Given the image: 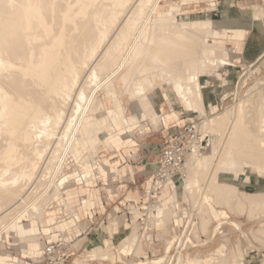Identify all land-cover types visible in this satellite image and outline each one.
<instances>
[{
    "label": "bare ground",
    "instance_id": "6f19581e",
    "mask_svg": "<svg viewBox=\"0 0 264 264\" xmlns=\"http://www.w3.org/2000/svg\"><path fill=\"white\" fill-rule=\"evenodd\" d=\"M12 1L13 0L9 2L11 3ZM16 1H18V3L14 2V4L15 3L16 4L14 5L15 8L13 11L8 9L9 8L8 1H7L8 8L5 7L6 5L3 6L2 3L0 4L2 5L0 6V129L2 131V133H0L2 134L0 141L3 140V144L6 147V149L5 147H3V149L7 151L5 152V151L0 150L3 153H5L4 155L6 156V158L2 159L1 155L3 154H1L2 152H0L1 154L0 163H3L4 167L7 166V168L5 167L6 171H3L5 169L2 170V168H0V172L1 170L3 171L1 172L2 174L0 173V176H2L3 178L4 177L6 178V176L8 175V173L6 175L7 171H10L12 173L11 168L13 167L14 169L23 167V168H20V170L22 169L23 172H25L24 170L26 169L28 170V167L32 165H33L32 167H34L35 165L34 163H38L39 161L34 162V160L32 159L36 160L37 158L39 159L40 156L42 157L44 153L42 152L43 148L45 146L47 147L48 145L52 144L53 139L57 140L56 143H54V147L52 148L53 149L52 153H56L55 155H58L57 152H59V154H63V155L70 154L72 156H76V155H80V153L83 152V150L88 151L89 149H90L89 152L91 153L92 152L91 147H93L95 143L98 142L99 144V142L103 140V136L101 135L103 132L106 133L105 135L109 136V141L105 144V146L107 145V147L108 145H112L115 148H118L123 143L129 144L128 141H130L131 139L130 134H132L133 132L125 129V127L127 125V120H132L133 117L127 119L125 108L123 106V101L126 96H128L129 100L131 101V108H132L133 113L140 114V118H145L147 112L149 114L150 112L149 107H153L152 109L154 110L163 111L162 108H160V106H165L166 103L171 104V103H174L175 101L176 103L182 104L186 110L188 111L196 110L199 116H203L206 113L204 110L205 109L204 102L210 103L213 100V98H215V94L213 93L212 87H215V89H220L216 93V96H221V97H226L225 92L231 87L230 80L227 77L229 75V71L234 69L236 65H234L231 62V60H228L227 58H225L226 54L228 53L225 52L224 45L222 43H219V42L210 43L209 42L210 39H216L218 36V34L214 30L213 20L219 15V12H217V8L213 5L211 0H207L208 1L207 11L200 12L197 18H192L191 15L186 11V9L183 8L184 6L189 5L187 0H182L181 4L180 3L172 4L166 11L160 10V2L158 0H65V1L63 0H16ZM63 3H65V5ZM130 7L131 9L129 10V12H127L128 8ZM255 15L256 17H258L257 13ZM49 18L53 19V21L52 20L50 21ZM119 21H121L120 23L121 28L117 27L120 29L118 31V35L116 33L117 31L115 32V35H117V39L118 38L128 39L129 42L126 43L127 41H124L122 39L123 42L122 41L119 42L118 40H116V43L114 42L115 44H111L113 43V41H115V40H111L110 44L117 45V41H118V43H121V44L123 43L122 46H124L125 43H126V46L128 44L129 46L127 48L124 46L125 49L121 50L118 47V45L120 44L115 46L116 49H113L114 46L112 47L110 45V47H112L111 49H113L112 51L111 50L108 51L107 49L108 46L107 47L105 46L104 49H107V50H105L104 55H101L100 58L96 59L97 60L95 61L97 62L96 66L92 68L90 67L88 72L84 74V71L87 68L86 65H89L88 61H92V58L98 54V51L107 42L109 33L112 32V31L109 32L110 29H107L108 27L110 28V26L108 25L110 24L111 27H113L114 26L113 24H117ZM198 26L200 28L196 30V27ZM113 36H114V33H113ZM180 38H186V39L183 41H179ZM161 40H163L164 46H161V45L159 46V43ZM199 40L203 42L200 45H199ZM178 48L188 49L186 50L187 53H185V59L182 63L173 62V59L177 58L178 53H180V50L178 51ZM116 50H121L122 54L120 52H117ZM107 51H108V54L106 56ZM110 51L112 53L114 52V54L116 52L120 53L121 56H119L120 54H117V53L116 55H114ZM262 53L264 54V49L260 53V55ZM109 54H110V57H109ZM159 56L163 57L164 59L162 60ZM262 56L259 58H262ZM153 58L158 59L161 63H159V61L156 59L155 61H158V63L153 64L154 63L153 61L151 63V60ZM151 64H153V66ZM102 65L103 67H101ZM261 65L264 66V58L262 60ZM105 67L106 69H109V71L106 70L108 72L104 70ZM178 67H181V68L178 70L179 72H176L175 68H178ZM102 69L104 70L103 73L105 72L106 74L102 73L103 75H100V73L102 72L101 71ZM80 79L83 84L80 82ZM238 79L239 77L232 79L233 90H236L235 88H236V85L238 84ZM85 80H87L88 82H86ZM157 81H159L160 83L155 85ZM86 83H87L86 86H88V88L85 86ZM89 84H90V88H89ZM254 94L252 97L250 96V98L248 96V98H246L247 100L243 98L245 101L243 99H242L243 101H238L239 104L236 103L237 104L236 107L234 106L236 104H234L233 106L236 108L235 112L243 113L245 112L244 109L246 110V108H248L246 106L250 105V107H253L254 105L255 112H253L254 110L251 109L252 111L249 114L250 119L247 120V122L244 121L247 123L246 124L247 126L244 125L245 126L244 128L246 129L243 130V133L247 136L249 135L250 137L248 138H251L253 140L255 139L259 144V145L257 143L254 144L257 149L254 148L255 147L254 146L252 148L254 151H252L253 153L251 152V155H250L251 157L249 156V158H253L254 163L256 162L255 165L252 164V162L250 161L248 163L251 164L252 166L247 165V161L243 157L244 155L246 157V155L250 153L244 154L242 156L245 160L243 161L242 159V161L244 162V164L246 163L245 164L246 166L243 165L241 162L239 151H237V153H239L238 158L240 160L239 159L237 160L236 159L237 153L236 151H234L236 148H234L233 146L235 143L230 142V145L232 144L231 150L228 147L229 150H226V152L227 151L228 152L226 153L225 157L222 156L224 157V159L221 158L223 160V161L221 160L222 163L218 164L217 162L218 165H221L220 170L223 173V175L225 173L230 174L227 176L229 178L226 179V181L224 182L228 186L226 185L220 186L218 185L219 182L216 184L217 186L215 185L217 188L214 186L213 183L216 182L215 179L217 178V174H218L216 171V174H215L216 178H214L215 182L213 181L212 183L213 185L211 188L210 187H206V188L207 189L210 188L212 190L213 187H215L217 189L216 190L214 188L215 190H213L212 193H210L211 195L213 194V192H219L218 195L220 194L223 196L224 193L222 192L224 191L225 194L228 196L229 194L230 195L233 194V193H230L232 192V190L229 188V185L232 186V185H236L237 183L241 184L242 186L249 185L251 184V181L253 180L254 182L253 184L256 185L258 188V194L250 195V196L246 195L247 203L248 201L249 203H251V205H258L259 203L261 205L262 210H264V192L262 191L264 187L258 181L256 176L253 175L251 171L252 168H257V170L259 168L262 170L264 169L262 166H261L262 168L258 167L260 166L259 163L264 161V156H263L264 154H261L262 152L260 153L261 149L258 150L259 146L260 148L264 147V99L261 97L262 96L261 95L259 99L256 98V100L255 99L253 100V98L255 97ZM162 99H164L166 103L162 101ZM69 101H71V109H70L71 112H69L68 110V112L70 113L68 115L67 110L65 112V108L63 107L64 106L63 104L65 103L67 104L69 103ZM153 101L155 102V104H153ZM61 103H63L62 104L63 106L60 105ZM213 104H216V103H213ZM154 106H156V108ZM256 107L258 108V110L255 109ZM260 108L263 111L260 110ZM146 109H148V111ZM152 109H151V113L154 112ZM145 111L147 112L145 113ZM227 114L230 115L229 112L217 114L211 120H209V117H208L207 120L202 121V123L198 126L199 138L194 143L191 154L187 155L186 157L187 160L185 159L186 162L184 163L183 170H182L184 176H185V167H186L187 175L189 173L191 174V171L196 166L197 167H202V166L207 167L210 163L209 159H211L210 154L211 152H213L211 150H213L216 145H219L220 141L222 140V139H219L218 144L216 143L215 146L212 145L213 147L212 146L211 147L213 149L211 150L209 149L208 152L201 153V149L207 143L206 142L207 141L206 132H208L207 131L208 126H209L208 130L209 128L211 129V127L212 129L215 127L216 129L214 130L218 131V132L214 131L211 133L213 142L218 140L219 135L224 134L225 136L230 135L231 137V136H234L235 134V136H237L236 134H238V130H234V131L232 130V132L231 131L229 132V129H228V132L226 133V131L220 128L221 123L226 124V121L224 120L228 119L226 116ZM232 114H234V112ZM245 115L247 114H244L243 117ZM154 116H157V115L154 113ZM148 118L150 117L148 116ZM238 118H239V115H238ZM235 121L237 122V124L239 123V121H237V117ZM224 124H222L221 127L224 128L225 126ZM59 126L61 128L59 129L61 130L60 133H58V129H57ZM217 128H220L226 134L225 133L221 134L222 131L220 133L219 131L220 129H217ZM230 128L234 129V124H233V127L231 126ZM56 129H57V133H56ZM240 134H238V136ZM227 136H226V139H227ZM235 136L232 137L234 141L236 138H237L236 141L242 140L241 139L242 135L239 136L241 138H238ZM216 137H217V140H214ZM246 138L247 137H245L244 139ZM248 140L246 141L248 142ZM226 141H229V139H227ZM238 142L239 141H237L236 143ZM252 142H250L249 140L247 144L250 143L249 145L251 146ZM247 144L245 145L243 144V145L247 147L249 146ZM95 147L96 145L94 146V149ZM219 147L221 146L219 145ZM235 147L238 148V146H235ZM232 148L234 149L232 150ZM255 151L256 153H258L257 151H259V154L254 153ZM262 151L264 153V148H262ZM45 152H46L45 154H47V151ZM242 153L243 152H241V154ZM91 154L93 156L95 155L93 153ZM253 154H256V156L252 157ZM4 155L3 157H5ZM60 157L61 155L59 156V158ZM91 158L93 157L91 156L90 159ZM249 158H246V159L250 160ZM53 159L54 157L52 158V160ZM2 160L3 162H1ZM83 161L84 159H82V162ZM237 161L239 165L241 164V166L242 165L243 166L242 167L238 166ZM40 162L38 164H40ZM46 164H47V161H46ZM3 165H0V166H3ZM218 165H215L216 168ZM59 166L62 167V165H59ZM106 166L107 165L105 163H103L102 161L99 162L97 160L94 163L92 161V165H91V167L94 170H96V172H98L97 174L104 177L105 182H107L108 176L111 175L112 173L110 169L106 168ZM236 166H238V168L241 167L240 168L241 170H243L242 168H244L245 166L244 174L241 171H239L241 172L239 174H243V177L240 178L239 181L235 180L236 178H239L238 170H237L238 168ZM32 167L29 169L34 171L35 169L33 168L34 169L33 170ZM219 167L220 166H218V168ZM45 169L46 168L44 167V171H46ZM260 169L259 171H261ZM15 170L13 171V173H15L16 178L18 177V179L14 177L13 173L10 174L9 172V175L10 176L13 175V177L15 178L14 181H10V183L8 182L9 184H14L13 186L19 184L17 181L19 180L21 181L22 178L19 179V177L21 176L20 174L23 173L20 170H17V171ZM31 170H28L29 173H31ZM220 170H218L219 173H220ZM18 171L20 174L16 173ZM4 172H5V176L3 175ZM32 173L29 176L25 172V174H27V176L30 177V179L28 177L25 178L27 179V181L29 180V182L31 178L35 176V174H32ZM35 173H36V170H35ZM201 173L203 172L201 171ZM222 173L220 174L222 175ZM226 174L224 176H226ZM9 175L8 177L10 178ZM17 175H20V176H17ZM31 175H34V176L31 177ZM22 177H26V176H22ZM5 178L3 180L4 182H5ZM9 178H6V180ZM83 178L86 179L84 175H83ZM190 179H188L187 182L185 181L186 191H187V188H191L192 186L193 187L197 185L198 187L201 186L199 185L200 182H198V179L197 180L195 179L194 181H191ZM11 180H13L12 177H11ZM3 181L2 183H4ZM24 182L21 181L20 183L24 185ZM28 184L29 183H27L26 186H28ZM5 185H7V183H4V186H3L4 189H8L9 185L7 186ZM10 186L12 188V185ZM1 187H0V194L1 193L3 194L4 192H1V189L3 187L2 188ZM16 187L17 186H15L14 188ZM198 187H195V188H198ZM225 187L226 188L228 187L227 188L228 190ZM23 188L26 189V187L24 186ZM195 188H194V191H195ZM58 189L56 191H53L54 193L52 194L50 193L55 198L57 204H59L60 194L64 198L67 197V194L70 197L74 196L69 191V185L67 187L62 188L63 190L62 193H58L57 192ZM152 189H153V186L150 182V186L148 190L151 191ZM210 189H208V191L204 189L206 191L204 193L209 192ZM22 190L20 188H16L14 189V191L12 189V192L10 194H8V192L10 191L6 192L8 196H5L3 194L5 196V199L3 198V202L6 200H11L12 198L16 199L17 197L15 196V191H18L16 193L18 195V193L21 192ZM200 190L201 189L199 188V192ZM235 190H234V193L237 196V193L235 192ZM165 191H168L169 195L167 199H163V198L161 199ZM174 191L175 193L178 194L177 189L172 184L161 187L160 192H156L154 196L155 203L159 202V206H157L155 209H156V212H157L156 215L158 218H161L164 215H166L167 217L170 216L175 221V224L178 225V224H183L181 221L185 213L183 212L184 210H182L181 208H178L179 205L177 206V204L175 203L176 202L174 198L175 196L173 197V194H172L174 193ZM195 192L193 194H195ZM202 192L203 190L201 191V193ZM210 194L207 195L205 198L207 203H210L208 200L210 197H212ZM240 194L245 196V194H242V193ZM149 195H151V192H149ZM220 195L218 197H220ZM226 195L224 199H226L227 197ZM193 196L196 197V194ZM232 196H234V194ZM240 197L243 199L242 196ZM240 197L237 196V198L239 199ZM228 198L231 199V197L229 196L227 197V199ZM147 200L149 199H146L145 201ZM128 202L134 203V204H129L130 208L133 210L130 222L126 220L125 214H123L122 216H118L117 215L118 213H117L116 215L118 217H121V219L126 223H132L133 221H136L138 223L139 219L142 216V213L139 211L140 208L135 209V206L136 205L138 206L139 202H134V201H128ZM0 203L2 202L0 201ZM12 203L13 202L11 201L10 205H12ZM43 203H47V202H43ZM7 204L8 203H6L5 205ZM34 205L36 206L37 204H34ZM40 205H39V208L35 210L38 212L37 213L38 217L44 216V219L42 222L39 218H38V221H40L42 224L41 226L42 231L45 234H47L49 232V229L47 226L48 220L45 216V210L42 211L43 208H41ZM1 206H0V212L4 210L3 208H1ZM19 206L21 205L20 204L16 205L13 209H11L5 215L0 217V222L1 220L4 222L3 220L4 217L8 216L9 214H12V212H14L16 209L21 210ZM6 207H7L6 209H8V205ZM65 207L64 208L61 207L63 211H67V208ZM200 208L203 209V207H200ZM24 209H27V208H24ZM204 212L205 210L202 213L204 214ZM33 214L34 213L32 212L31 209L25 210V211L23 210L22 212L21 218L29 219L30 228L33 227V225L31 224V220H30L31 215ZM208 215L209 214L207 213L205 216L209 218ZM14 216H12V218ZM167 217L166 218L164 217V218L167 220ZM212 217L215 218V220H217L219 217L223 219L227 217V214L223 210H215L214 216ZM213 218H211V220ZM211 220L209 219L207 221L210 222ZM6 221H8V218ZM15 221H13L12 223L10 222L11 228L13 230L16 229ZM3 222L1 225H3ZM160 222L161 221H159L158 223ZM204 224H207V223L203 222V225ZM221 224H219V226ZM18 225H19L20 234H24L28 229H30V228H26L21 223V221L18 222ZM260 227L262 229H259V231L262 230L263 232L264 225L261 224ZM65 230L66 229H64V231ZM131 233L132 232L125 230L122 238L119 240L120 243L122 242L121 250H120V253L122 254L128 255V253L132 251L133 246L135 245L134 242H137V239H136L137 234L135 233L134 235L133 234L134 231H133L130 237L129 235ZM172 244L173 242H170V245ZM44 246L41 252L42 256L44 253ZM97 248H95V250H93L92 252L93 253L94 251L97 252L96 251ZM139 249H140V246H139ZM230 255H232V253H230ZM88 256H92V253L91 255H88ZM230 257L227 258L228 260L227 259L225 260L224 258L223 262L227 261L225 262L227 264H244V263H241L239 261L240 259L238 260V257H236L235 255H232ZM222 258H219V259H222ZM219 259L217 260L218 263L216 261H213L210 264H220L222 260L220 261ZM229 260H230V263H228ZM181 261L182 260L179 258L177 261V264H182L183 262L181 263ZM223 262L221 264H225ZM153 263H155V261L152 262V264ZM10 264H20V262H11ZM149 264H151V262ZM197 264H201V263H197Z\"/></svg>",
    "mask_w": 264,
    "mask_h": 264
},
{
    "label": "rangeland",
    "instance_id": "374dc122",
    "mask_svg": "<svg viewBox=\"0 0 264 264\" xmlns=\"http://www.w3.org/2000/svg\"><path fill=\"white\" fill-rule=\"evenodd\" d=\"M3 1L0 0V4L2 3L3 6L6 5L5 7H7L9 4V8L8 7L7 8L9 10H12V11L15 8L14 5L16 3H18V1H16V0H13L12 1L13 3L9 2L11 0H6V1H4V3H5L4 4ZM7 1H8V4H7ZM63 1H65V0H63ZM158 1L160 2V10H164V11H166L174 3H180V4L182 3V0H158ZM187 1H188L189 5L184 6L183 8L186 9V11L191 15L192 18H197L199 16L200 12H206L207 11V8H208V1L207 0H187ZM211 1H212L213 5L217 8V12H219V14H220V10H222L224 7V12L228 16L229 26H232L234 28L242 29V30L249 32L247 37L252 39V41L256 45V47L257 48L258 47L259 48L264 47V0H211ZM14 2H16V3L14 4ZM65 3H63V4L65 5ZM12 4L14 7L12 6ZM2 5H0V6H2ZM130 9H131V7L128 8L127 12H129ZM256 13L258 14L257 15L258 17H256V15H255ZM262 15H263V17H262ZM50 18H49V20L53 21V19H50ZM120 23H121V21H119L117 24H113L114 26L113 25L112 26L114 27V29H113V27H111L110 24L108 25V26H110V28L108 26H107L108 28L106 27L107 29H110L109 32L112 31L109 33V37L107 39L108 43L106 42L104 44V46L98 51V54L92 58V61H88L89 65H86L87 68L85 69L84 74L88 72L90 67L92 68V67L96 66V63H97V62H95V61H97L96 59L100 58L101 55H104L105 50L108 49V51L109 50L112 51L113 49H116L115 46H117L118 44H120V45H118V47L121 50L125 49L124 46L126 48L129 46V44L126 46V43L129 42L128 39H123V38L117 39L118 31L121 28ZM213 24H214V20H213ZM117 27H120V28H117ZM198 28H200V27L199 26L196 27V30ZM115 32L117 33V35H115ZM113 33H114V36H113ZM122 39L124 41H127L124 44V46H122L123 43L122 44L118 43V41L123 42ZM185 39L186 38H180L179 41H183ZM111 40H115V41H113V43H111ZM116 40H118L117 45H111V44H115ZM191 42H193V41H191ZM209 42L210 43H218V40L210 39ZM202 43L203 42L199 40V45ZM110 45L112 47L114 46V48L111 49L112 47H110ZM160 45L164 46L163 40L160 41L159 46ZM105 46L106 47L108 46L109 48L107 47V49H104ZM103 50H104V52H103ZM121 50H116V51L121 53ZM179 50H180V53H178L177 58L173 59V62H175V63L176 62L182 63L184 61L185 53H187L186 50H188V49H179L178 48V51ZM108 51L106 53V56L108 54ZM114 52H115V50H114ZM114 52L113 53L111 52V53L114 54ZM116 53L114 55H116ZM120 53H117V54H120ZM121 54L119 56H121ZM261 56H262V58H259ZM109 57H110V54H109ZM160 58L162 60L164 59L163 57H160ZM225 58H227L228 60H231V62L234 65H236V67H237V68L235 67L234 69L230 70L229 75L227 77L230 80L231 87H230V89H228L225 92L226 97L216 96V93L220 89H215V87H212L213 93L215 94V98H213V100H212L213 102L212 101L210 103L204 102V107H205L204 110L207 114L205 113L203 116H199V114H198V112H196V110L188 111L185 109V107L182 104L176 103V101L174 103L169 104V103H166L164 99H162V101H164L166 103L165 106H160V108H162L163 111L154 110V109H152L153 107H149V109H150L149 114L147 112L148 109H146L147 110V111H145V113L147 112L146 117L140 118V114L133 113L132 108H131V101L129 100L128 96H126L124 98V101H123V106L125 108L127 119L133 117L132 120H127V125L125 124L126 125L125 129L133 132L132 134H130L131 140L128 141V143L131 142V144L130 143L129 144L123 143L118 148H115L112 145H108V147H107V145L105 146V144L109 141V136L105 135L106 133L103 132L101 134L103 136V140H101L99 142V144L97 142L93 145V147H91V150H92L91 153L95 154L94 156L89 152L90 149L88 151L83 150V152H81L82 154L80 153V155H76V156H72L70 154L63 155V154H59V152H57L58 155H55L56 153H52V151H53L52 148L54 147V143H56L57 140L53 139L52 144L48 145L49 147L45 146L43 148L41 146L44 150V151L42 150V152H44L42 157L40 156V158H39L40 160L42 159L41 162L38 158H37L38 160L32 159V160H34V162L39 161L40 164H38L39 162L38 163L33 162L35 164L34 167H32L33 165L30 167L27 166L28 170H31V169H29L31 167H32V169L34 168L36 170V173H35L34 169H33L34 171L31 170V173L34 172L32 174H35V176L31 175V177L32 176H34V177L31 178L30 182H29V180L27 181V179H25L27 177L30 179L29 176L31 173H29V171L27 169L24 171L29 176H27V174H25V172H23L22 169L20 170V168H23V167H19L18 169L15 168L16 170L14 169V167L11 168L12 173L14 170L15 171L20 170L21 172H23L21 174L19 173V171L16 173H19L21 175V176L17 175V176H20L19 179H21V178L25 179V180L21 179L22 182L26 181V182H24V185L22 183H20L21 182L20 180L17 181L22 186H20L19 184L16 183L17 184V185H15V186H17L16 188H20L22 190V188L24 186V187H26V189L23 188V190L21 191L24 196L21 194V192H19L18 193L19 197H18V195L16 194L18 191H15V196L18 199L15 197L16 199L12 198L11 200H6V201H4L5 203L3 202V198L5 199V196H8V194H10L12 192V189H13V191H14V189H16V188H14L15 186H13L14 184H9L10 181L15 180L16 175H15V173H13L14 177H15L14 178L13 175L12 176L9 175L10 171H7L6 175L8 173L10 178L8 177V175L6 176V178H9L10 180L9 179L6 180V178L4 177L5 182L3 181L4 178L2 176H0V179L2 177V179L0 180V184L3 181L4 183H7V185H9L8 186L9 188L8 187L7 188L10 189V190L4 189V187H3L4 183L1 184V186L3 188L0 186L2 188L1 192H4L3 194L5 195L4 196L2 193L0 194V201L2 202V203H0L2 206L1 205L0 206H1V208L4 209L3 210L4 212L1 210L2 212H0V217L5 215L8 211L13 209L16 205H19V204L21 205V206H19L21 208V210L16 209L14 212H12V214H9L8 216L4 217L3 220L6 224L2 220L0 222V227H1L0 228V232H1L0 233V264L1 263L2 264H10L11 262H20V264L21 263L22 264H56L59 260H63L64 261L63 264H149L150 262L152 264V262H154V261H155V263H153V264H156V263H158V264H177V261L179 258L182 260L181 261V263L183 262L182 264H197V263L210 264L213 261H216L218 263L217 260L219 258L223 257L222 259H219L220 261L222 260L221 261V263H222L224 258L226 260L227 258H229L232 255H235L236 257H238V260L240 259L239 261L241 263H244V264H264V230H263V232H262V230L259 231V229L263 228V226L261 228L260 225L261 224L264 225V210H262L261 205L259 203H258V205H251V203H249V201L247 203V198H246L247 196L258 194V188L256 185L253 184L254 183L253 180L251 181V184L245 185L246 187L244 188V191L239 189V186H241V184L237 183L236 185H232V186L229 185V188L232 190V192H230V193L234 194V196H232L233 194L228 195L229 197H231V199L230 198L227 199L228 196L225 194L223 189H222V191H223L222 193H224L227 196L226 199H224L225 198L224 194H223L224 197L220 194H219L220 197H218L219 192H213L212 195L210 194V193H212L213 190H215L217 188L216 184L218 182H219L218 185H220V186H222V185L228 186L224 182L226 181V179L229 178L227 176L230 174L225 173L226 176H224L225 174L223 175V173L220 170L221 165H218V164L222 163V161H223L222 159H224L226 153L228 152V151L226 152V150H229L228 147L231 150L232 144L230 145V142L235 143L233 145L234 148H236L234 151H236V153H237V151H239L240 157H241V162L243 165L246 164V163L244 164V162H243L245 160L247 161V165H251L248 163L249 161L255 165L256 162L254 163L253 158H249V156L251 155V152L254 151L252 149L255 146L254 144H256V143L258 144V142L255 139L253 140L251 138H248L250 136L249 135L247 136L243 133V130L246 129V128H244L245 127L244 125H246L247 120L250 119L249 114L252 111L251 109L254 110V105H253V107H250V105L246 106L248 108L245 107L246 110L244 109V111L246 113L245 112H243V113L247 114V115H245L244 117H243V115H244L243 113L235 112V110H236L235 107L237 106L236 103H238V101H243L244 100L243 98H245V100H247L246 98H248V96H249V98H250V96L252 97L254 93H255L254 94L255 97L253 98V100L254 99L256 100V98L259 99V97L261 95H262L261 97L264 99V82H262V81H264L263 80L264 79V66L261 65L262 60L264 58V54L262 53L261 55H259L257 59H256V57H254L250 60H247L245 58L244 54H240V55L236 56L234 53L226 54ZM153 59L151 60V63H152V61L154 62L153 64L158 63V61H159L158 59H156V58H153ZM155 59L158 61H155ZM257 60H259V61H257ZM93 63H95V64H93ZM159 63H161V62L159 61ZM153 64H151V65L153 66ZM101 67H103V65ZM99 68H100V66H99ZM180 68L181 67L175 68L176 72H179L178 70ZM96 69H97V67H96ZM104 70L109 71V69H106V67L104 68ZM104 70L103 69L101 70L102 72L100 73V75L106 74L105 72L103 73ZM108 71H106V72H108ZM237 77H239L240 81L238 79V84L236 85V88H235L236 90H233L232 79L237 78ZM85 81L88 82L87 80H85ZM80 82H81V79H80ZM240 82L243 84H241ZM159 83L160 82L157 81L155 83V85H157ZM86 85H87V83L85 84V86ZM86 87L88 88V86H86ZM89 88H90V84H89ZM152 99H154V98H152ZM214 100H215V102H214ZM69 103H70V105H69ZM69 103H67V104L61 103L60 104L61 106L64 105L63 107L65 108V112L67 110L68 115L70 114L69 112H71L70 111L71 101H69ZM213 103H216V104H213ZM153 104H155L154 101H153ZM234 104H236V105H234ZM154 107L156 108V106H154ZM151 109L154 111L153 113H151ZM255 109L258 110L257 107ZM68 110H69V112H68ZM230 110L232 111V113L234 112V114H232ZM260 110H262V109L260 108ZM224 112H227V113L229 112L230 115L229 114L226 115L228 118L227 120L226 119L224 120V121H226V124L221 123L220 124L221 126H222V124H224L225 126H224V128L220 126V128H222L224 131H226V133L228 132V129H229V132L230 131L232 132V130L233 131L238 130V134L242 133V134H240V135H242L241 136L242 138L239 137L240 135L238 136V134H236L237 136H235V134H234L235 137L242 139L241 141L237 140L240 142V143L238 142L240 146L238 145V143H236L237 138L235 139V141L233 140L232 137H234V136L230 137V135H228L230 137L229 138L226 135L227 139H229V141H226L227 140L226 136L223 134L225 132L223 130H221L220 128H217V129H220L219 131H220V133L222 131L221 134H223V135H219L220 133L217 134V135H219V138L217 140V137H216L214 140H217V141L213 142L212 137H211V133L214 131L215 132H218V131L214 130V129H216L215 127L213 129L211 127V129L209 128V130H208V127H209L208 126L207 127L208 132H206L207 133V137H206L207 143L201 149V153H205V152H208L209 149L210 150L213 149L212 147L215 146L216 143L217 144L219 143V139H222L219 143V145L221 147H219V145H216L214 147V149L211 150V151H213L210 154V158L212 160L209 159L210 160L209 165L207 167H205V166L204 167L203 166L197 167L196 166L191 171L192 175L190 173L188 175L186 174L187 171H186V167L184 166L185 167V176L183 178L184 180L182 179L181 184L177 188L178 194L175 193V191H174V193H172L173 197L175 196L174 197L175 201H176L175 203L177 204V206L179 205L178 208H181L182 210H184L183 212L185 214L183 215L182 221H181L183 224H178L180 226L176 225L175 221L170 216H168V217H170V218H168L166 215H164L161 218H158L156 215L157 212H156L155 208L157 206H159V202L155 203V198L153 197V196H155V194L149 195L148 188H149L150 182H151L150 181L151 172L153 171V169L155 168V166L158 162L161 149L164 146L165 138L169 137L170 134L175 132L176 130H178V131L183 130L189 124L197 123L198 125H200L202 123V121L207 120L208 117H209V120H211L217 114L224 113ZM253 112H255V110ZM154 113L157 116H154ZM241 114H243V115H241ZM238 115H239L240 120L238 118ZM148 116L152 119L148 118ZM152 116H154V117H152ZM236 117H237V121H239L238 124L235 121ZM153 118H155V119H153ZM244 121H246V122H244ZM205 123H207V122H205ZM233 124H234V129L230 128L231 126L233 127ZM235 125H237V126H235ZM235 127H236V129H235ZM57 129H58V133H60L61 132V130H59V129H61L60 126ZM57 129H56V133H57ZM32 130H34V129H32ZM0 133H2L1 129H0ZM1 135L2 134H0V138H1ZM243 135H245V136H243ZM223 137H224V139H223ZM245 137H247V138L244 139ZM248 139L250 140V142L254 141L251 143V146L249 145L250 143L247 144L249 142ZM246 140H248V142ZM211 141H212V143H211ZM243 144L244 145L247 144L250 147L249 146L245 147ZM0 145L2 146V148L0 146V150L7 152L6 150L3 149V147H5V145L3 144V140L0 141ZM95 145H96V147L94 149ZM235 146H238V148ZM234 148H232V150ZM249 148H251L252 150ZM254 148H256V146ZM262 148H264V147H262ZM262 148H260V146H259L258 150L261 149L260 153L262 152L261 154H264L262 151ZM5 149H6V147H5ZM214 150H216V151H214ZM2 151H0V152H2ZM45 151H47V154H45L46 153ZM240 151L243 153L241 154ZM257 152L258 153H256V151H255L254 153L259 154V151H257ZM50 153L54 157L53 160H52L53 157L51 156ZM239 153H237V155L235 154L237 156V158H236L237 160L239 159L238 158ZM248 153H250V154H248ZM1 154L4 155L5 153L2 152ZM189 154H191V152ZM244 154H248V155H246V157H245ZM256 154H253L252 157L256 156ZM3 155H1L2 159L6 158V156L4 155L5 157H3ZM60 155H61V157L59 158ZM212 155H213V157H212ZM91 156L93 158L90 159ZM222 156H224V157H222ZM242 156L245 158V160ZM246 158H249L250 160H247ZM82 159H84L85 162L84 161L82 162ZM242 159H243V161H242ZM80 160L83 164L80 162ZM96 160L99 162L102 161L103 163H105L107 165L106 168L110 169V171L112 172L111 175L108 176V180H107V184L109 185V187L110 186L116 187V186H120V185H125V188L123 190H119L116 192V196L109 203L107 202V200L104 197V192L102 189V187H104V186L101 183H99V181H102V180L104 181V177L97 174L98 172H96V170H94L91 167L92 161L94 163ZM186 160H187V158H186ZM186 160H185V162H186ZM46 161H47V164H46ZM48 161H50V162H48ZM1 162H3V160ZM217 162H218V164H217ZM237 163H238V161H237ZM36 164H38L39 166ZM45 164H46V166H45ZM0 165H3V163H0ZM59 165H62V167ZM215 165H218L220 167L218 168V166H217V168H216ZM259 165L260 166H258V167L262 166L264 168V161L259 163ZM238 166H241V164L239 165V163H238ZM238 166H236V167L238 168ZM245 166H244V168H242L243 170L240 169L241 167L237 169L239 178H236L235 180L239 181V179L243 177ZM5 167L7 168V166H5ZM5 167H4V165L0 166V168H2V170L5 169ZM15 167H17V166H15ZM44 167L46 168L45 169L46 171H44ZM259 169L257 170V168H252L251 171H252L253 175L256 176L258 181L264 187V169L263 170L260 169L261 171H259ZM2 170H1V172L6 171V169L3 171ZM49 170H51V171H49ZM125 170H126V172H125ZM218 170H220V173H222V175L218 172ZM201 171L203 173H201ZM216 171L219 174V175L217 174V178L215 175ZM239 171H241L243 174H239V173H241ZM12 173L10 172V174H12ZM43 173H44V175H43ZM261 173H263V174H261ZM124 174L127 176H124ZM3 175L5 176V172ZM83 175H84V177H86V179L83 178ZM22 176H26V177H22ZM198 176H199V178H198ZM11 177L13 178V180H11ZM200 178H201V180H200ZM214 178H216L215 179L216 182L214 181ZM16 179H18V177ZM188 179H190L191 181L198 179V182H200L199 185H201V186L198 187V185H197L194 187L192 186L191 188H187V191L189 192L188 193L186 191V187H185ZM202 179H203V181H202ZM52 181H53V183H52ZM213 181L215 183H213ZM27 183H29L28 186H26ZM96 183H97V186H95ZM212 183L214 184V186L216 185L215 186L216 188L213 187V189L211 190L210 188L213 185ZM7 185H5V186H7ZM10 185H12V188ZM68 185H69V191L72 195H76L77 191H79L80 189H86L88 186H89V188H87V189H90V190L99 189L101 197L103 199L105 210L101 211L99 209V207L96 206L95 209L92 210L93 218L85 215L84 217L81 218V222H80V215L82 213L87 212V209L92 202V200L90 198L82 197L85 200L82 198L81 199L79 198V201H77V200L74 201L73 200L74 196L70 197L67 194V197L64 198L60 194L59 195V204H57L55 198L51 195L52 193H54L53 191H56L58 188H60V189H58L57 192L62 193V191H63L62 188L67 187ZM56 186H57V188H56ZM94 186H95V188H94ZM35 187H36V189H35ZM195 187H198V188H195ZM201 187H203V188H201ZM206 187H210V188H208L210 190H209V192L204 193V192H206L204 189H206L208 191V189ZM194 188H195V191L197 189L196 192L194 191ZM199 188L201 189L200 192H199ZM7 190L10 192H8ZM202 190H203V192L201 193ZM234 190L237 193V196L238 197L242 196L243 199L241 197H240V199L237 198L236 194L234 193ZM6 192H8V194H6ZM129 192L131 193L132 196L138 195L136 198H133L132 201L139 202L138 203L139 205L138 206L136 205L135 209L140 208L139 211L142 213L143 218L139 219L138 223L136 221H133L132 223H127V224L123 223V222L118 223L121 227V230L119 231L118 235H115L114 238L111 239L112 243H110V241H109L110 238L106 232V228L108 226H110V224L113 225L114 227L117 225L116 218H114L115 214L113 212V209L118 206L119 210L118 209L115 210V211H119L117 215L122 216L123 214H125L126 220L129 222L131 220L133 210L130 208L129 204H134V203L133 202H125L126 204H123V202L126 201ZM194 192L196 194V197L193 196V195H195V194H193ZM197 192H199L200 194ZM240 193L245 194V196L241 195ZM209 194L212 197H210L208 199L210 203H207L205 198ZM168 195H169V192L165 191L163 193L161 199L162 198L167 199ZM202 195H204V196H202ZM20 196H22V197H20ZM25 197L27 198V200ZM44 197H45V199H44ZM46 197H47V199H46ZM232 197H233V199H232ZM217 198H219V199H217ZM146 199H149V200L145 201ZM25 200L27 203L25 202ZM28 200H30V201H28ZM242 200H243V202H242ZM7 201H9V202H7ZM11 201L14 203V204L12 203L13 206L10 205ZM38 202H39V204H38ZM43 202H47V203H43ZM6 203H8L7 204L8 209H6L7 208L6 207L7 205H5ZM145 203H146V205H145ZM34 204H37L36 206H38V207H36ZM249 204H250V206H249ZM39 205L41 208H43L42 211L45 210V216L48 220V224H47L48 229H49L48 233H51L50 235L48 233L45 234L42 231L41 222L43 221L44 216H40L41 218L38 217L37 216L38 212L35 210V209L39 208ZM23 207L27 208V209H24ZM61 207L67 208V211H63ZM200 207H203V209L205 210L204 214L202 213L204 210ZM29 209H31L32 212L34 213L30 217L31 224L33 225V227H31V228H30L29 219L28 218H21L23 210L25 211V210H29ZM208 209H209V211H208ZM211 210H213V211H211ZM215 210H223L227 214V217H225L226 219L225 218L222 219L221 217H219L218 219L216 218L217 220H215V218L212 217V216H214ZM15 213L17 214V216ZM207 213L209 214L208 215L209 218L205 216ZM203 215H204V217H203ZM12 216H14L16 219L17 218L18 219L16 220L13 217L14 218V220H13ZM210 216H211V218H213L212 220H211ZM164 217L165 218L167 217V220ZM7 218H8L9 222L6 221ZM38 218L41 220V222L38 221ZM220 218L224 221H222ZM11 219H12V221H11ZM202 219H204V220H202ZM209 219L212 222L207 221ZM13 221H15V223H16V229L15 230H13L11 228V223ZM19 221H21V223L26 228H30L24 234L19 233V225H18ZM159 221H161V222L158 223ZM202 221L204 223H207V224L203 225ZM2 222H3V225H1ZM224 222H225V224H224ZM221 223H223V224H221ZM76 224L78 225V230H79L78 234L76 236H73L72 238H69V239H68V237H67V239L65 237H63V234L66 233L65 231H69L73 227L76 228V226H73ZM81 224H84V226H80ZM123 224H125V225H123ZM219 224H221L222 226L221 225L219 226ZM121 225H123V226H121ZM236 225H237V227H236ZM174 227H180L179 231L175 230V233H173ZM217 228H218V230H217ZM64 229H66V230L64 231ZM125 230L132 232V233L134 231L133 234L134 235H135V233L137 234L136 239L138 242V243L134 242L135 245L133 246L132 251H130L128 253V255L120 253L122 242L120 243L119 240L122 238ZM214 232H215V234H214ZM59 233H61V234L59 235ZM132 233L129 235L130 237H131ZM53 234L59 235V236H55L54 238H51V236ZM35 237H36V239H35ZM170 242H173V244L170 245ZM44 244H45V246H44ZM50 245L54 247L55 252L48 254L46 251V248ZM43 246H44V253L42 256L41 252H42ZM139 246H140V249H139ZM237 247L239 248V250ZM95 248H97V250H96L97 252L94 251V253H93L92 251L95 250ZM102 250H103V252H102ZM91 253H92V256H88V255H91ZM165 253H167V254H165ZM230 253H232V255H230ZM87 257H89L90 259H88ZM164 258H165V260H164ZM76 260L78 261V263L76 262ZM158 260L159 261L161 260L160 263ZM162 260H164V261H162ZM220 261H219V263H220ZM225 262H227V261H224L223 263H225ZM228 263H230V260ZM225 264H227V263H225Z\"/></svg>",
    "mask_w": 264,
    "mask_h": 264
},
{
    "label": "crops",
    "instance_id": "0c3cea01",
    "mask_svg": "<svg viewBox=\"0 0 264 264\" xmlns=\"http://www.w3.org/2000/svg\"><path fill=\"white\" fill-rule=\"evenodd\" d=\"M214 30L218 34V36L215 40H218L219 43H222L224 45V50L228 54L234 53L236 56H238L240 54H244L245 58L247 60H250L254 57H256V59H257L258 56L260 55V53L264 49V47H261V48L258 47L257 48L256 45L253 43L252 39L247 37L249 32L242 30V29H238V28H234L232 26H229L228 16L224 12V7L222 10H220V14L214 19ZM129 143L131 144V142H129ZM125 172H126V170H125ZM124 176H127V175L124 174ZM99 183H101L104 186V187H102V189L104 192V197L108 203L114 199L117 191L123 190L125 188V185H120V186H116V187H111V186L109 187L107 182H104L103 180L99 181ZM95 186H97V183ZM95 186H94V188H95ZM245 187H246L245 185L244 186L241 185V186H239V189L244 191ZM87 188H89V186ZM87 188L86 189H80L79 191H77L76 195H74V197H73L74 201L75 200L79 201V198L81 199L82 197L90 198L92 200L91 204L89 205V207L87 209V212L82 213L80 215V222H81V218L84 217L85 215L93 218L92 210L95 209L96 206H98L101 211L105 210V206H104L103 199L101 197L99 189L90 190ZM263 192H264V188H263ZM137 196H132L131 193L129 192L127 199H126V201L123 202V204H125V202L132 201L133 198H136ZM116 209L119 210V207L117 206L113 209V212L116 216L117 225L114 227L113 225L110 224V226H108L106 228V232L110 238L109 239L110 243H112L111 239H113L115 235H118L119 231L121 230V227L118 223H120V222L126 223L121 219V217H118L116 215L119 212V211H115ZM115 216H114V218H115ZM123 225H125V224H123ZM123 225H121V226H123ZM73 226H76V228L73 227L69 231H66V233L63 234V237H65L66 239L68 237V239H69V238H72L73 236H76L78 234V232H79L78 225L76 224ZM80 226H84V224H81ZM50 234L51 233H49V235ZM60 234L61 233H59V235ZM59 235L53 234L51 236V238H54L55 236H59ZM87 258L90 259L89 257H87ZM76 262L78 263L77 260H76Z\"/></svg>",
    "mask_w": 264,
    "mask_h": 264
},
{
    "label": "built area",
    "instance_id": "2783aa9c",
    "mask_svg": "<svg viewBox=\"0 0 264 264\" xmlns=\"http://www.w3.org/2000/svg\"><path fill=\"white\" fill-rule=\"evenodd\" d=\"M198 126L197 123L189 124L183 130H176L165 138L158 162L150 175L153 186V189L149 191L151 195L160 192L161 187L166 185L172 184L177 189L181 184L184 177L182 170L185 159L199 138ZM142 218L143 215L140 219ZM179 228L174 227L173 233H175V230L179 231ZM46 251L48 254L55 252L54 247L51 245L46 248ZM63 263V260H59L56 264Z\"/></svg>",
    "mask_w": 264,
    "mask_h": 264
}]
</instances>
